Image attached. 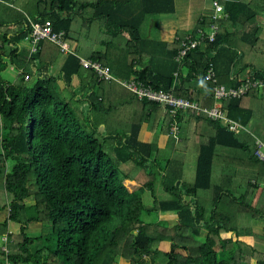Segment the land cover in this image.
I'll return each instance as SVG.
<instances>
[{"label":"trees","instance_id":"obj_1","mask_svg":"<svg viewBox=\"0 0 264 264\" xmlns=\"http://www.w3.org/2000/svg\"><path fill=\"white\" fill-rule=\"evenodd\" d=\"M0 1V215L9 213L0 223V237L8 238L6 249L0 247V264H120L121 259L129 264H251L257 259L264 264V252L256 247L264 245V237L253 233L255 222L264 221V162L255 155V136L264 141L263 95L252 92L224 103L226 115L251 130L235 135L206 115L179 112L175 118L116 81H100L80 64L79 58L97 61L119 80L135 76L171 92L174 75L154 77L145 64L141 31L149 14L164 13L163 6L173 12L174 0H143L148 7L139 9L140 15L130 12L127 22L116 17L133 9L135 0ZM223 4L224 13L216 20L205 18L195 30L218 26L215 42L204 43L178 64L181 85L174 94L205 108L215 100L204 76L211 61L217 68L223 53L232 59L226 75L219 76L221 84L235 83L232 74L235 86L240 84L244 72L264 78L258 22L264 0ZM31 21L65 31L75 50L58 77L48 51L52 45L56 55V45L43 41L32 56L22 51L33 31ZM182 39L173 44L177 50ZM98 45L107 48L105 54L94 52ZM10 66L20 72L14 83L2 76ZM27 75L37 78L33 86ZM75 76L80 85L73 88ZM58 79L65 81L64 88ZM175 120L186 128L182 140L170 137L164 149L140 142L145 124L151 133L169 136ZM164 159L167 168L193 164L191 179L165 173L157 166ZM242 169L252 172L254 182L236 197L234 183ZM147 193L153 198L148 207ZM145 213H175L178 224L145 223ZM10 222L22 225L20 235L9 231ZM37 224L48 225L49 233L31 237L28 229ZM165 243L170 251L162 249Z\"/></svg>","mask_w":264,"mask_h":264},{"label":"built area","instance_id":"obj_2","mask_svg":"<svg viewBox=\"0 0 264 264\" xmlns=\"http://www.w3.org/2000/svg\"><path fill=\"white\" fill-rule=\"evenodd\" d=\"M1 4V1H0ZM213 9L217 19L218 15L225 12L224 6L220 0L213 1ZM32 27V33L26 39L30 42L31 50L30 56L38 53L41 49V43L43 41H49L56 45L61 53L75 55L69 42L66 40V32H56L53 29L51 22H30ZM219 32V28L213 25L209 29H199L196 32L186 35L181 40V46L178 49L175 61L177 64L182 65L186 57L194 50L198 49L204 43H213L216 40V36ZM80 64L89 70H93L99 77L100 81H116L121 84L125 89L137 96L140 101H149L162 106L165 111L176 118L179 112L194 113L198 116L206 115L211 121L217 122L225 127L231 133L240 135L248 130L239 124L238 122L230 119L224 111V103L233 100H241L252 92L264 93V78H258L255 76H248L242 82L236 86L228 87L219 82V77L214 62H210L206 74L205 80L213 85V89L210 96L215 100V105L212 108H205L201 103L177 97L174 94L176 84L179 85L180 72L174 73L176 79L174 87L171 92H163L155 89L153 86L138 80L135 76H132L128 80H119L116 78L109 67H105L97 61L87 60L79 58ZM26 81L31 80V76L25 77ZM174 137L176 139L183 138V130L178 121H174L170 126L169 138ZM256 158L264 162V142L256 139ZM147 259V258H146Z\"/></svg>","mask_w":264,"mask_h":264},{"label":"crops","instance_id":"obj_3","mask_svg":"<svg viewBox=\"0 0 264 264\" xmlns=\"http://www.w3.org/2000/svg\"><path fill=\"white\" fill-rule=\"evenodd\" d=\"M135 1H136L135 7L133 9H130L129 11L128 9L131 7H127L125 9L126 11L125 10L121 11L123 13L116 17L117 22H127L130 20V16L132 15V13L130 12H133L136 15H140L143 12H140L139 9L148 7V4L146 2H145L146 5H144L145 3L143 2V0H135ZM213 1L214 0H174V11L173 12H167L170 7L163 6V8L166 10L164 13L154 14V15L149 14L146 17L144 25L142 26V30L144 27L146 29L148 27L147 29L148 30V42L144 41V37L142 35L141 51L143 52L145 56L144 58L145 64H148V66L151 68L154 77L157 76V77H162V78L167 79L173 76L174 73L178 71V64L175 61V54H176L175 52L177 49L174 48L173 44L176 43L180 38H184L186 37V35L195 32L200 22H202L205 18H213L215 16L214 9H213ZM220 1H221V4L224 6L223 4L224 1L229 2V1H235V0H220ZM148 2H153V0H148ZM258 22L261 28L263 29V32H262V35H263L264 15H260L258 17ZM102 33H105V30ZM261 38L264 40L263 36H261ZM21 46H22V51L24 53H28V52L30 53V50H31L30 42L24 41ZM143 46H148V47L143 48ZM5 49L6 51H8L10 47L6 46ZM50 50H51L50 56L54 57V60H55L54 63L52 64L51 71H52L53 76L58 77V75L63 70L68 58L72 55L63 54L61 53V51L60 52L58 51V53H56L55 55V50L57 49L53 47L52 45L48 46V51ZM73 50L74 49H72V51ZM106 50L107 48L102 45H98L94 48V52L100 53V54H105ZM145 51H148V53ZM231 59L232 57L229 53H223L222 57L219 59V62L216 68L218 77L227 71L226 67L228 66V64H230ZM4 74L8 75V79L4 77ZM19 75H20V72L17 71L12 66H10L7 69V71L2 74L4 79L11 83H14L17 80ZM248 76H249L248 73L244 72L241 75V79L244 80ZM231 78H232V81L236 83V79H235L236 75L232 74ZM58 80H59L58 85L64 88L66 84L65 81L61 79H58ZM235 83H232L231 85L229 84H224V85L228 87H232V86H235ZM79 85H80V80L77 76H75L72 80V87L76 88ZM180 85L181 83L179 85L176 84V88H178ZM64 91L68 92L67 89H65ZM260 95H263L264 97V93L260 92ZM258 121H262V120H258ZM246 129L248 130V133H251V130L249 128H246ZM182 130H183V137H184L186 135V128H182ZM255 137L256 139L263 141L260 137L258 136H255ZM139 140L142 143L151 144L154 147L156 146V148L158 149H164L167 146L169 136H165L163 134H158V133H151L148 131V126L145 124L142 127ZM250 181L254 182V175L252 174V172L248 170H243V169L238 172V179H236L234 183V186H235L234 192L235 194L238 195V197H240V195L245 192L247 185L249 184ZM167 214H170V213H167ZM171 214L172 215H169V217L173 218V220L175 219L174 221H175V226H176L178 224V217L175 215V213H171ZM258 224L259 223H257V225ZM261 238L263 239V237ZM262 246L264 247V245Z\"/></svg>","mask_w":264,"mask_h":264},{"label":"rangeland","instance_id":"obj_4","mask_svg":"<svg viewBox=\"0 0 264 264\" xmlns=\"http://www.w3.org/2000/svg\"><path fill=\"white\" fill-rule=\"evenodd\" d=\"M147 29H148V27H147ZM147 29L144 27L143 30L141 31L145 42H148V30ZM262 36L264 37V33H263ZM144 47H148V46H143V48ZM145 52L148 53V51H145ZM4 77L6 79H8V75L7 74H4ZM36 82H37V78L36 77H32L31 80L28 81V84L30 86H33ZM101 130L103 131L102 133H104L105 128L103 127ZM158 134H160V133H158ZM182 139H180V140H182ZM167 160L168 159L160 160L157 166L159 168H162L165 171V173H174L176 171L178 173H182V175L184 176L185 179H187V180L191 179V177L193 175V164H189L188 163L187 166H185L183 164H182L183 166H181L178 163H171L170 167L167 168V166H168ZM167 179H168L167 180V184L168 185H172L173 178L169 176ZM235 196L238 197L237 194H235ZM145 203L147 204V207L150 206L153 203V198H152V196L149 193H147L146 196H145ZM169 215H172V214L171 213L170 214H167V213L166 214L165 213H161V214H147V213H145L143 215V220H144L145 223L161 222V223L167 224L170 227H173V226H175V221H174L175 219L173 220V218L169 217ZM175 215L177 216V214H175ZM8 218H9V213L8 212L1 213V215H0V223L1 224L5 223V221ZM22 219L25 220V216H22ZM257 223H259V224L257 225ZM21 226H22L21 224L10 222L9 223V231L12 234H14V235H20L21 234ZM49 231H50V227L48 225H45V224L32 225L28 229L29 235L31 237H33V238H39L41 236H44V235L48 234ZM263 232H264V221H256L254 226H253V233L255 234V236L258 235V237L261 238V237H264V233ZM204 239L205 238H197L196 240L204 241ZM7 243H8V238L7 237H0V247L1 248H5L6 249V244ZM38 245H41L40 241L38 242ZM256 247H257V249L259 251L264 252V247L262 245H258ZM34 249L35 248H32L33 251H34ZM162 249H164L166 251H170V244H167V243L163 244L162 245ZM120 264H129V263L126 260L121 259L120 260ZM251 264H259V262L257 261V259H254V260L251 261Z\"/></svg>","mask_w":264,"mask_h":264}]
</instances>
